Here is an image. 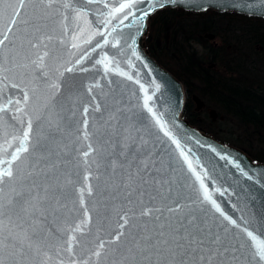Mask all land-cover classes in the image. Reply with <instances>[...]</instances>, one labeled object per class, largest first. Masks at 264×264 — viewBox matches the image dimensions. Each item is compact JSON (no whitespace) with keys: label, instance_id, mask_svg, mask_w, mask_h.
I'll use <instances>...</instances> for the list:
<instances>
[{"label":"snow or ice","instance_id":"1","mask_svg":"<svg viewBox=\"0 0 264 264\" xmlns=\"http://www.w3.org/2000/svg\"><path fill=\"white\" fill-rule=\"evenodd\" d=\"M101 3L106 31L93 29L85 7ZM193 4L205 10L199 0H0V264H264V231L221 209L213 193H225L209 190L208 173L115 56L93 67L139 84L142 110L186 167L187 195L142 134L146 118L125 116L99 81L65 94L69 74L89 72L85 60L108 45L129 67L132 57L148 67L123 29L142 33L156 11ZM208 7L250 14L244 0ZM95 37L103 42L83 51Z\"/></svg>","mask_w":264,"mask_h":264},{"label":"water","instance_id":"2","mask_svg":"<svg viewBox=\"0 0 264 264\" xmlns=\"http://www.w3.org/2000/svg\"><path fill=\"white\" fill-rule=\"evenodd\" d=\"M109 2L115 4L116 0H109ZM210 2L228 5L233 0H199V3H202L205 9L211 8L218 11H235L246 14V11H237L230 7H208ZM244 2L248 4L250 10V14L247 15L264 17V6L261 5L260 0H244ZM85 7L91 10L88 20L91 22L93 29L106 31L100 23L103 19L100 12L107 11L103 8V4H90L85 5ZM168 7L197 11L194 4ZM148 18L144 21L142 33L137 32L136 26L123 29L125 33L131 32L137 35V49L148 67H144V64L135 60L134 57L131 58L133 67H129L128 56L117 55L118 50L108 45L103 49L91 52L92 58L85 60L83 67L89 68V72L81 73L78 71L69 74L71 79L66 83L65 94H75L76 86L81 83L89 84L99 81L103 93L110 97L109 102H111V98L120 101L121 106L125 109V116L132 119H136L137 116L146 118L142 134L149 140L150 144L154 145L153 151L158 154L157 160L166 169H169L166 175L176 182L174 187L187 195V188H180V185L186 183V167L182 168L181 164L174 158V145L150 123L151 117L142 110L144 93L140 90L139 84L116 75L114 72L105 76L100 66L93 67L95 60L99 59L103 53H107L110 57L115 56L120 62V69L131 74L134 80L138 79L148 89V94L152 97L149 102L150 105L154 111L163 114L164 120L167 121L174 135L181 140L185 152L188 153L197 171L199 172L202 169L208 173L209 179H206V183L209 190L220 189L225 193L223 196L219 192L213 193L221 209L226 214L236 218L245 227H249L254 231H264V163L253 161L240 148L213 138L181 116L185 100L182 82L159 64L144 48L143 37L147 33ZM113 23L115 24L117 21H113ZM125 23H128V21ZM208 37H212V34H208ZM97 41L103 42L101 37H95L91 44H82V50L90 51ZM94 92L98 93L100 90L95 89ZM192 97L198 106L202 104L198 97L195 95ZM237 164L239 167H236ZM241 169L252 179L249 180L241 172ZM216 216L218 219H222L219 218V214H216ZM113 258L119 259V257L109 256V261ZM50 264H55V259Z\"/></svg>","mask_w":264,"mask_h":264},{"label":"rangeland","instance_id":"3","mask_svg":"<svg viewBox=\"0 0 264 264\" xmlns=\"http://www.w3.org/2000/svg\"><path fill=\"white\" fill-rule=\"evenodd\" d=\"M181 10L193 13L184 18L198 25H188L190 30L184 27L180 37H177L179 33L170 32L173 41L170 34H167L170 40L159 34L152 48L157 57H152L182 82L185 95L182 117L186 113L198 128L213 138L240 148L253 161L264 163V107L252 105V101L264 98V17L211 8ZM147 33L143 37L146 50ZM179 50L192 52L199 65L205 68L201 70V79L181 71L174 61ZM230 91L235 93L232 95ZM192 95L209 110L197 112ZM211 110L216 113L213 120L210 119Z\"/></svg>","mask_w":264,"mask_h":264},{"label":"trees","instance_id":"4","mask_svg":"<svg viewBox=\"0 0 264 264\" xmlns=\"http://www.w3.org/2000/svg\"><path fill=\"white\" fill-rule=\"evenodd\" d=\"M188 14L193 15V13L183 11L178 8H164V9L156 11L153 15H151V17L149 18V31L146 36V48H147V52L149 53V55L154 56L155 58L157 57L155 56L152 48L154 45H156L157 43L156 37L159 34H161V36H163L164 39L168 38V40L170 39L169 37H167V34L168 35L170 34V38L173 41L174 36L171 33H174V32L179 33L177 37H180L182 35L181 32L184 29V27L190 30L191 27H189L188 25H198V23L196 24V21L184 18V16ZM215 14L220 15V16L227 15V14H221V13H215ZM153 39L154 41H151ZM180 41H181V38H180ZM170 44H172V42H170ZM174 61L176 62V64H179L181 71H183L189 77L193 76L198 79H201L203 77L201 75V70H205V68H202L199 65L196 57L193 55L192 52H189L186 50H183V51L179 50L177 53H175ZM174 73L179 76L178 73L176 72ZM181 80L183 81V79ZM205 82L208 85L209 81L206 80ZM183 83L186 84V82L184 81ZM229 93H231V91ZM233 93L231 94L233 95ZM244 99L247 100V98H244ZM256 101L254 102L252 101V105L254 104L253 106H256L255 104H257L261 107L262 106L264 107V98L258 99ZM250 113H252V111ZM183 115L189 119L186 113H184ZM189 122L195 125L194 121L190 120Z\"/></svg>","mask_w":264,"mask_h":264},{"label":"flooded vegetation","instance_id":"5","mask_svg":"<svg viewBox=\"0 0 264 264\" xmlns=\"http://www.w3.org/2000/svg\"><path fill=\"white\" fill-rule=\"evenodd\" d=\"M192 96H193V95H192ZM195 103H196V102H195ZM195 109H196L197 112L200 111L201 109H202V110H203V109H205V110H209L208 107L205 105L204 102H202V104H201L200 106H198L197 103H196V104H195ZM210 117H211V118H210L211 120L215 119V117H216V113H215L214 111H212V110H211ZM197 119H198V121H199V120L201 119V116L198 117ZM254 160H257V159H254Z\"/></svg>","mask_w":264,"mask_h":264}]
</instances>
